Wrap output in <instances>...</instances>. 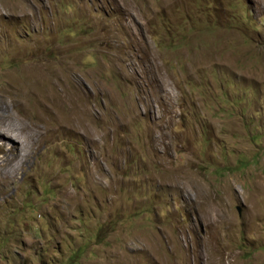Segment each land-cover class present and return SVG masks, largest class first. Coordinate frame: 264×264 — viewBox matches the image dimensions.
<instances>
[{
	"label": "rangeland",
	"instance_id": "obj_1",
	"mask_svg": "<svg viewBox=\"0 0 264 264\" xmlns=\"http://www.w3.org/2000/svg\"><path fill=\"white\" fill-rule=\"evenodd\" d=\"M14 82L0 264H264V0H0Z\"/></svg>",
	"mask_w": 264,
	"mask_h": 264
},
{
	"label": "bare ground",
	"instance_id": "obj_2",
	"mask_svg": "<svg viewBox=\"0 0 264 264\" xmlns=\"http://www.w3.org/2000/svg\"><path fill=\"white\" fill-rule=\"evenodd\" d=\"M39 70L44 71L41 67H39ZM42 77L45 78V82L52 89L56 88V82H51L50 78L57 79V81L60 82V80H58L57 76H55V75L49 76L47 74H42L41 72H40L38 78L36 79V81ZM23 78H25V77L23 76ZM27 78H30V77H27ZM0 93L1 94H4V93L7 94L6 95L7 100H9V102H11L12 105H16L18 107L20 114L30 116L32 118L35 117V118L41 120V122H43L47 126L51 127V129H52V123H53L52 120L53 119L55 120V118H54L53 114L49 111V109L51 108L48 104L51 100L50 95H55L56 100L58 102L63 101L66 107L72 105L69 100H70V98L74 97L73 95H70L65 88H63V89H58L54 94L53 93L43 94L41 97H37L36 95H30V96H32L31 102L29 104H26L25 106H20L18 103L21 99L20 95L23 96L25 94H30L29 85L25 82H14L13 85L8 84L4 87H0ZM68 111L70 114L72 109H67V112ZM71 117H72V115L70 116V119H71Z\"/></svg>",
	"mask_w": 264,
	"mask_h": 264
},
{
	"label": "trees",
	"instance_id": "obj_3",
	"mask_svg": "<svg viewBox=\"0 0 264 264\" xmlns=\"http://www.w3.org/2000/svg\"><path fill=\"white\" fill-rule=\"evenodd\" d=\"M182 38V36L181 37H179V39L178 40H180Z\"/></svg>",
	"mask_w": 264,
	"mask_h": 264
}]
</instances>
